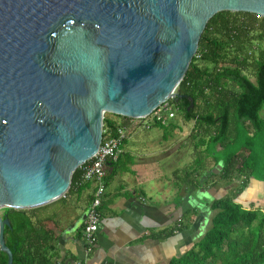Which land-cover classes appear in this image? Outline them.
<instances>
[{
  "label": "water",
  "instance_id": "water-1",
  "mask_svg": "<svg viewBox=\"0 0 264 264\" xmlns=\"http://www.w3.org/2000/svg\"><path fill=\"white\" fill-rule=\"evenodd\" d=\"M221 11L264 17V0H0V209L63 197L105 113L144 117L175 98ZM9 225L0 215L6 264Z\"/></svg>",
  "mask_w": 264,
  "mask_h": 264
},
{
  "label": "trees",
  "instance_id": "trees-1",
  "mask_svg": "<svg viewBox=\"0 0 264 264\" xmlns=\"http://www.w3.org/2000/svg\"><path fill=\"white\" fill-rule=\"evenodd\" d=\"M248 69L253 71V80L246 73ZM176 90L171 102L182 118L209 129L205 150L216 163H222L216 178L229 185L234 177H242L244 186L250 177L263 179L264 17L231 11L214 14ZM110 115L104 114L103 137L107 133L114 136L121 124ZM80 175L77 168L64 196L84 183ZM207 175L213 176L211 172ZM212 207L217 212L205 234L169 264H264V217L243 210L230 196L215 201ZM30 212L3 209L2 216L10 223L4 227V238L12 264H57L59 231L55 219L36 218ZM6 263L7 255L0 250V264Z\"/></svg>",
  "mask_w": 264,
  "mask_h": 264
},
{
  "label": "crops",
  "instance_id": "crops-1",
  "mask_svg": "<svg viewBox=\"0 0 264 264\" xmlns=\"http://www.w3.org/2000/svg\"><path fill=\"white\" fill-rule=\"evenodd\" d=\"M117 116L111 113L110 118L126 124ZM184 123L191 125L184 136L190 141L197 136L202 144L195 148H205L209 129L196 127L195 120ZM126 143L127 138L118 158L106 164L97 244L90 256L85 253L81 230L95 190L93 182H84L67 196L31 208L33 217H52L58 225L57 264H169L205 234L217 212L212 204L226 196L243 210L264 217V178L250 177L244 186L242 177H234L227 185L216 178L222 163H216L206 150L197 168L165 173L157 167L155 170L144 157V165L136 166V170L132 152H125ZM208 172L213 176L208 177Z\"/></svg>",
  "mask_w": 264,
  "mask_h": 264
},
{
  "label": "rangeland",
  "instance_id": "rangeland-1",
  "mask_svg": "<svg viewBox=\"0 0 264 264\" xmlns=\"http://www.w3.org/2000/svg\"><path fill=\"white\" fill-rule=\"evenodd\" d=\"M257 43L258 41H255L254 45ZM200 63L201 65L212 67L210 63ZM246 73L252 80L254 79L251 69H248ZM176 89L175 93L177 91ZM198 105L202 107L203 103L201 100L198 101ZM174 111L176 113L175 117L163 125L152 123L148 128H139L129 134L124 149L127 153L132 152L134 160L133 166L136 170V166L140 167L142 164L144 165L141 161L144 157L147 158L146 161L148 160V162L150 161L152 163L155 170L157 167L165 173L177 168L184 170L188 167L189 169L197 168L201 164L200 162L203 161V155H206V147H198L196 149L195 146L199 143L197 136H195V141H190L188 137L184 136L188 131V127L190 128L191 125L184 123L179 110L174 108ZM174 124L180 126L174 128L172 126ZM176 146L179 147L176 148ZM236 180L238 181L239 179ZM2 212L3 209H0V215H2Z\"/></svg>",
  "mask_w": 264,
  "mask_h": 264
},
{
  "label": "built area",
  "instance_id": "built-area-1",
  "mask_svg": "<svg viewBox=\"0 0 264 264\" xmlns=\"http://www.w3.org/2000/svg\"><path fill=\"white\" fill-rule=\"evenodd\" d=\"M197 56H200V53ZM173 99L174 97L161 103L147 116L136 118L125 117L126 124H120L114 136L107 133L103 137L102 133L101 144L96 154L78 167L81 171V179L84 182H93L95 184V190L87 207L86 217L81 230L87 256L93 253L97 244V232L101 219L99 206L101 198L105 193V168L107 162L115 161L118 158L121 146L131 132L139 128H148L152 123L163 125L168 120L173 119L176 115L174 108L178 110L171 102ZM148 119L150 120L147 121Z\"/></svg>",
  "mask_w": 264,
  "mask_h": 264
},
{
  "label": "flooded vegetation",
  "instance_id": "flooded-vegetation-1",
  "mask_svg": "<svg viewBox=\"0 0 264 264\" xmlns=\"http://www.w3.org/2000/svg\"><path fill=\"white\" fill-rule=\"evenodd\" d=\"M3 217V216H2Z\"/></svg>",
  "mask_w": 264,
  "mask_h": 264
}]
</instances>
